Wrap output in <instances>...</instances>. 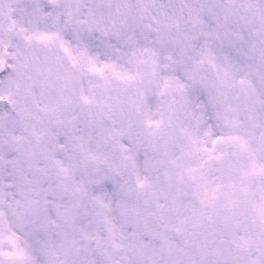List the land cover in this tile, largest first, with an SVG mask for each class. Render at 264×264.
<instances>
[{"label":"snow or ice","instance_id":"6c2138e0","mask_svg":"<svg viewBox=\"0 0 264 264\" xmlns=\"http://www.w3.org/2000/svg\"><path fill=\"white\" fill-rule=\"evenodd\" d=\"M0 264H264V0H0Z\"/></svg>","mask_w":264,"mask_h":264}]
</instances>
